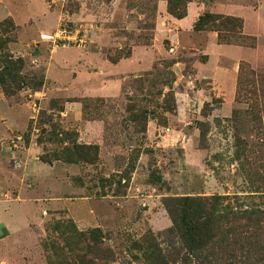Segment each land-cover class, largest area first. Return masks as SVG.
Masks as SVG:
<instances>
[{
	"label": "rangeland",
	"instance_id": "374dc122",
	"mask_svg": "<svg viewBox=\"0 0 264 264\" xmlns=\"http://www.w3.org/2000/svg\"><path fill=\"white\" fill-rule=\"evenodd\" d=\"M193 1L206 5L204 13L241 18L255 48L219 45L216 32L195 30L198 18L179 26L167 1L170 21L158 28V0H0V140L11 132L0 142V205L21 201V188L10 181L19 168L14 150L32 139L39 160L54 161L73 143L99 149L94 164L54 161L51 173L30 170L22 195L29 230L0 244L1 260L48 264L57 245L73 260L95 264H152V256L160 264H235L244 252L262 264L264 0ZM65 25L83 29V45L58 44L73 48L79 65L91 49L117 63L147 48L155 62L127 77L118 96H90L80 80L43 87L46 67L37 55L47 58L57 46L41 34ZM21 43L27 60L10 48L24 52ZM208 64L211 72L204 71ZM212 196L228 198L224 203L249 218L223 222L213 244L191 254L169 209L183 197ZM237 227L255 241L254 250L232 244Z\"/></svg>",
	"mask_w": 264,
	"mask_h": 264
},
{
	"label": "crops",
	"instance_id": "0c3cea01",
	"mask_svg": "<svg viewBox=\"0 0 264 264\" xmlns=\"http://www.w3.org/2000/svg\"><path fill=\"white\" fill-rule=\"evenodd\" d=\"M157 12L159 18L157 19L156 25L160 28L163 27V24L166 22L165 20L170 21L165 1L158 0ZM204 12H206V5H201L196 1L190 2L187 7V16L183 19L176 20V22L179 26H183V22L189 18L191 21L189 25L191 26L197 18L204 14ZM53 32H50V34ZM227 46L240 47L243 49L247 48L233 45H224L223 47ZM10 48L13 52L17 51V53L21 54V57L25 60L31 57L29 49H27V47L22 43L21 48L24 49V52H22V49L19 47L13 48L11 46ZM73 50V48L57 46V49H53L50 54L48 53L49 55H47V58L45 53L37 55V61L40 62L39 64H44L46 67L45 85L43 87H50L49 85L52 87H75L77 82L80 80L83 83L82 86L87 87L88 94L90 96H118L122 92V87L127 77L140 74L143 71L148 70L155 62L153 51L147 48H135L132 50L129 58L122 59L117 63L109 62L107 58L104 57L102 52L91 49L86 52L84 55V62L79 65L78 61L73 59V55L75 54L73 53ZM80 66L83 69L81 71L78 69ZM204 67L205 72H211L213 70L212 68H208L210 67L209 64L204 65ZM74 71H78V76L74 75ZM72 75L74 76L72 77ZM7 132L8 134L4 136L0 142L5 141L8 137H10L11 132L8 129ZM14 153L17 156L19 168L17 167L16 169L18 174H15L17 179L13 178L10 181L12 185H16L21 188L18 196L21 201H1L4 203H1L0 205V244H3L4 242H11L14 240L15 235H18L19 233L27 234L26 232L29 230L28 227L30 226V219L28 217L29 215L25 213L26 207L23 203L25 198H22V195L26 190L25 186L27 185V182L31 180L30 170L33 169V167H36L41 170H48L51 173V170L53 169V166L45 164L39 160L41 148L37 145L35 139H32L28 146L23 148L19 147L17 150H14ZM35 180L40 181L42 179H37V177H35ZM44 183H46V181ZM3 205L8 206L9 213H5L3 211ZM1 250L2 248H0V253L2 252ZM14 251L15 253L21 252L18 247H15ZM1 263L13 264V261L8 257L5 260L3 258L2 260L0 259V264Z\"/></svg>",
	"mask_w": 264,
	"mask_h": 264
},
{
	"label": "trees",
	"instance_id": "16d2710c",
	"mask_svg": "<svg viewBox=\"0 0 264 264\" xmlns=\"http://www.w3.org/2000/svg\"><path fill=\"white\" fill-rule=\"evenodd\" d=\"M168 3V12L177 19H183L187 16V5L191 0H165ZM185 4L184 8L181 6ZM194 28L196 31L210 30L217 33V40L219 44L235 45L241 47L255 48L256 41L253 37L247 36L243 32V21L241 18L233 16L217 15L212 13H204L195 22ZM6 42L0 44V50L4 52ZM19 62L21 59H17ZM244 67L241 66V71ZM254 78L261 79L262 76L251 72ZM249 84L255 83L254 79H249ZM0 84L2 79L0 77ZM98 147L94 145H85L73 143L71 148H64L60 155L54 158V161H62L65 163H86L94 164L98 160ZM40 160L44 163L52 164L54 161L42 156ZM228 198L222 196H212L209 198H191L183 197L177 201L176 208H170L169 212L173 218L175 229L180 234L181 239L191 254L200 253L201 249L213 244L218 236V232L223 222L227 220H239L241 218H249V211L241 210L233 207L231 203L227 202ZM264 215V211L259 213ZM97 231V230H96ZM236 234L233 236L232 244H240V247H245L249 251V244L254 250L255 241L249 242V233L240 231V227L236 228ZM82 237L84 234L77 233ZM91 240H96L92 234L88 235ZM52 244V243H51ZM56 249L53 255H47L48 264H95L90 259H83V257L70 258L65 255L63 249L57 245H51ZM46 249V246H45ZM259 251V250H258ZM257 251V252H258ZM71 252V251H69ZM72 253V252H71ZM259 253V252H258ZM60 254V255H59ZM242 256L235 264H251L252 256ZM254 256L255 253L253 252ZM58 255L60 256L58 259ZM87 256V254H86ZM259 262L264 264V250L259 255ZM152 264H160L162 260L158 261L152 257ZM263 261V262H262Z\"/></svg>",
	"mask_w": 264,
	"mask_h": 264
},
{
	"label": "built area",
	"instance_id": "2783aa9c",
	"mask_svg": "<svg viewBox=\"0 0 264 264\" xmlns=\"http://www.w3.org/2000/svg\"><path fill=\"white\" fill-rule=\"evenodd\" d=\"M42 40H47L53 45L58 44H74V46H81L85 42V35L82 28L61 26L54 33L49 35H41Z\"/></svg>",
	"mask_w": 264,
	"mask_h": 264
}]
</instances>
